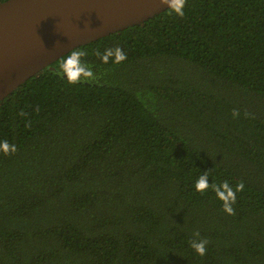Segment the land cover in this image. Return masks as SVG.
Wrapping results in <instances>:
<instances>
[{
  "label": "trees",
  "instance_id": "trees-1",
  "mask_svg": "<svg viewBox=\"0 0 264 264\" xmlns=\"http://www.w3.org/2000/svg\"><path fill=\"white\" fill-rule=\"evenodd\" d=\"M183 12L74 48L87 83L58 75L71 50L0 102V264H264V0ZM205 172L244 183L234 215Z\"/></svg>",
  "mask_w": 264,
  "mask_h": 264
},
{
  "label": "water",
  "instance_id": "water-1",
  "mask_svg": "<svg viewBox=\"0 0 264 264\" xmlns=\"http://www.w3.org/2000/svg\"><path fill=\"white\" fill-rule=\"evenodd\" d=\"M167 8L162 0L0 2V102L77 46L142 24Z\"/></svg>",
  "mask_w": 264,
  "mask_h": 264
},
{
  "label": "clouds",
  "instance_id": "clouds-1",
  "mask_svg": "<svg viewBox=\"0 0 264 264\" xmlns=\"http://www.w3.org/2000/svg\"><path fill=\"white\" fill-rule=\"evenodd\" d=\"M162 3L167 5L168 8L173 11L176 15L181 18L184 15L183 7L184 0H179L178 4H174L172 0H162ZM84 53L79 52L77 50H72L69 52L63 59L60 65V71L58 75L65 76L67 81L70 84H79V83H87L90 79L93 78V71L89 68L85 63L82 62V57ZM97 55L102 59L104 63L109 62V57L113 55L112 50H107L105 54L97 53ZM126 59V54L123 53V50L120 48L115 49V63H121ZM21 116L25 115L22 111L20 113ZM234 117L239 116L238 111L233 112ZM28 127L31 125L28 124ZM0 150L5 155L14 154L16 152V147L14 145H9L7 140L0 141ZM209 175L208 172L203 173V175L199 176L194 188L197 192L204 194L206 191L211 190L215 193L216 197L223 204V211L228 215H234L235 210L233 205L236 203V193L242 192L244 190V183L241 181L236 184L235 189L225 181L223 184H209L208 183ZM195 236L199 238L200 234L197 232ZM209 241L207 239H194L190 242L191 248L199 255L204 256L207 252V245Z\"/></svg>",
  "mask_w": 264,
  "mask_h": 264
},
{
  "label": "flooded vegetation",
  "instance_id": "flooded-vegetation-1",
  "mask_svg": "<svg viewBox=\"0 0 264 264\" xmlns=\"http://www.w3.org/2000/svg\"><path fill=\"white\" fill-rule=\"evenodd\" d=\"M2 1H5V0H0V2H2Z\"/></svg>",
  "mask_w": 264,
  "mask_h": 264
}]
</instances>
